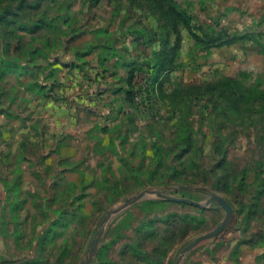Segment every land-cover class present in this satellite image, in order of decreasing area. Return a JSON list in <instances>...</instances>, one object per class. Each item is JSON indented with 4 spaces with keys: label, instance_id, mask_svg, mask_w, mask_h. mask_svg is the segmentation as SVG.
<instances>
[{
    "label": "rangeland",
    "instance_id": "rangeland-1",
    "mask_svg": "<svg viewBox=\"0 0 264 264\" xmlns=\"http://www.w3.org/2000/svg\"><path fill=\"white\" fill-rule=\"evenodd\" d=\"M176 1L245 39L174 53L141 1L0 0V264H83L111 211L92 264H264V0ZM213 194L231 221L182 254Z\"/></svg>",
    "mask_w": 264,
    "mask_h": 264
},
{
    "label": "trees",
    "instance_id": "trees-1",
    "mask_svg": "<svg viewBox=\"0 0 264 264\" xmlns=\"http://www.w3.org/2000/svg\"><path fill=\"white\" fill-rule=\"evenodd\" d=\"M141 1L142 4L147 8L151 15L156 17V23L159 28L165 29L166 39L160 42V46H164L166 49L170 48L173 43L172 50L174 53L179 50L183 43L182 31L187 30L190 36L198 43L207 45L208 48H220L224 46L234 45L240 40L245 39L244 36H230L227 33L218 37L208 36L207 34H199V30H202L201 26L195 22V18L192 17L188 10L184 9L176 0H137ZM214 33V32H213ZM175 36V40L170 42L169 37ZM203 37H206L204 39ZM206 41V42H205ZM158 65L164 68V64L158 61ZM174 68L173 63L168 64L165 70L171 71ZM240 82L233 78H226L217 83H214L213 87L216 86L213 91H218V87L222 88L221 94L227 95L229 92L234 95H238L242 92ZM217 88V89H216ZM242 100H245L244 95L238 96L235 99L237 104L236 109H240L239 102L242 104ZM257 102V101H256Z\"/></svg>",
    "mask_w": 264,
    "mask_h": 264
},
{
    "label": "water",
    "instance_id": "water-1",
    "mask_svg": "<svg viewBox=\"0 0 264 264\" xmlns=\"http://www.w3.org/2000/svg\"><path fill=\"white\" fill-rule=\"evenodd\" d=\"M154 194H155V192H144V193H141V194L133 197L132 199L127 200L125 205L127 206V205H130V204L136 203L137 201H139V200H141L143 198L150 197V196H152ZM171 200L172 201H176V202H184V203H190V204H194V205H199L198 203L193 202V201L188 200V199L171 198ZM208 202L209 203L216 202V203L220 204L223 207V209L226 212L225 220L222 222V224L220 226H218L213 231H211V232H209V233H207V234H205L203 236H200L199 238H197L193 242H191L186 248H184V250L182 251V254H186L187 252L192 250L194 247H196L201 242L209 240V239H211L213 237H216L220 233H222L225 230V228L228 226L229 222L231 221L232 215H233V209H232L231 204L225 198H223L220 195L213 194ZM113 214H115V212L111 211L104 218V220L102 222V225H101V229L98 231V233H97V235H96V237H95V239H94V241L92 243L91 249L89 251V256L87 257L86 261L83 264H92L93 258H94L95 254L97 252L98 245H99L101 237H102V233H103L104 227L108 223L110 218L113 216Z\"/></svg>",
    "mask_w": 264,
    "mask_h": 264
}]
</instances>
